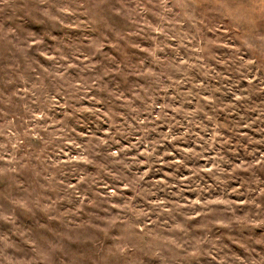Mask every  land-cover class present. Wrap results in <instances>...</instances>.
<instances>
[{"label": "rangeland", "instance_id": "1", "mask_svg": "<svg viewBox=\"0 0 264 264\" xmlns=\"http://www.w3.org/2000/svg\"><path fill=\"white\" fill-rule=\"evenodd\" d=\"M0 264H264V0H0Z\"/></svg>", "mask_w": 264, "mask_h": 264}]
</instances>
